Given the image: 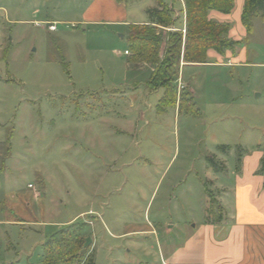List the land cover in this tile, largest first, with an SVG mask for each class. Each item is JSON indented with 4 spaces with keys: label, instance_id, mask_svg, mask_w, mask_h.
Returning <instances> with one entry per match:
<instances>
[{
    "label": "rangeland",
    "instance_id": "374dc122",
    "mask_svg": "<svg viewBox=\"0 0 264 264\" xmlns=\"http://www.w3.org/2000/svg\"><path fill=\"white\" fill-rule=\"evenodd\" d=\"M164 1L182 13L180 0ZM88 2L0 0V264H43L48 240L82 224L95 264H162L203 217L196 174L209 152L228 153L213 146L232 142L236 127L263 138L260 20L250 65L182 59L174 86L181 76L185 90L163 106L166 90L147 86L151 64L133 62L128 43L157 0H126L129 25H85ZM172 32L153 29L160 63Z\"/></svg>",
    "mask_w": 264,
    "mask_h": 264
},
{
    "label": "crops",
    "instance_id": "0c3cea01",
    "mask_svg": "<svg viewBox=\"0 0 264 264\" xmlns=\"http://www.w3.org/2000/svg\"><path fill=\"white\" fill-rule=\"evenodd\" d=\"M180 2L182 13L176 12L172 4L165 2L173 9L174 17L182 21L180 26L176 22L178 29L184 26L185 14V4L183 0ZM245 2L234 0V10L229 15L217 11L209 13L210 20L229 26V38L240 43L236 50L226 51L223 55L209 50L206 64H188L186 67L245 69L250 65L248 44L254 35L255 26L249 35L242 24ZM129 16L126 0H89L81 14L85 25H129ZM256 20L264 24L260 18ZM148 22L147 18L145 24ZM148 66L152 73L154 66ZM188 92L194 99V91L188 89ZM235 98L240 99L243 106L250 103L248 97L240 95L238 91ZM231 116L233 121L239 118L237 114ZM235 129L232 142L213 146L216 149L227 148L225 156L216 152L208 153L217 167L205 161L201 175L196 174L195 181L203 202V217L194 223L192 232L185 235L180 246L168 251L162 264H264V133L263 138L261 134L255 137V129L251 125L246 129L249 135L243 137V132L237 127ZM206 188L224 209V218L217 224H207L205 221L210 202Z\"/></svg>",
    "mask_w": 264,
    "mask_h": 264
},
{
    "label": "trees",
    "instance_id": "16d2710c",
    "mask_svg": "<svg viewBox=\"0 0 264 264\" xmlns=\"http://www.w3.org/2000/svg\"><path fill=\"white\" fill-rule=\"evenodd\" d=\"M186 16V36L179 31L170 33L166 43L165 55L160 63L162 40L153 35L154 28H176L178 18L174 17L171 7L157 0V7L147 10L149 22L146 25L131 26L128 38L130 51L135 57L133 62L141 59L155 68L147 83L150 89L163 87L165 96L160 104L163 106L177 105V87L174 81L178 77L180 63L206 64L207 52L213 50L223 55L226 51H235L239 42L229 38V26L218 24L209 19L211 11L229 15L234 10V0H183ZM260 18L264 21V0H246L241 21L251 35L254 21ZM178 29V28H176ZM138 30H143L140 35ZM183 97L182 103H186ZM212 167L217 165L210 161ZM210 202L206 209L207 224H217L224 218V209L214 200L213 194L206 188ZM86 224L72 229L67 227L59 230L51 237L44 247L43 264H95L94 258L88 255L89 246L81 233Z\"/></svg>",
    "mask_w": 264,
    "mask_h": 264
},
{
    "label": "built area",
    "instance_id": "2783aa9c",
    "mask_svg": "<svg viewBox=\"0 0 264 264\" xmlns=\"http://www.w3.org/2000/svg\"><path fill=\"white\" fill-rule=\"evenodd\" d=\"M48 28H49L50 31H56L57 30L56 24H49ZM167 30L168 31H173V32L179 31V32H182L183 34H186V16H185V14H184V26H183L182 29H176V28L172 27V28H168ZM125 55L129 56L130 52L129 51H125ZM177 89H178L179 93H181V92H183V90H185V85L182 83L181 76L178 78Z\"/></svg>",
    "mask_w": 264,
    "mask_h": 264
},
{
    "label": "water",
    "instance_id": "95a60500",
    "mask_svg": "<svg viewBox=\"0 0 264 264\" xmlns=\"http://www.w3.org/2000/svg\"><path fill=\"white\" fill-rule=\"evenodd\" d=\"M92 243V240L90 238L87 239L86 247L90 246Z\"/></svg>",
    "mask_w": 264,
    "mask_h": 264
}]
</instances>
